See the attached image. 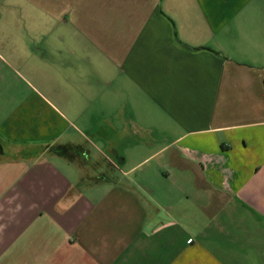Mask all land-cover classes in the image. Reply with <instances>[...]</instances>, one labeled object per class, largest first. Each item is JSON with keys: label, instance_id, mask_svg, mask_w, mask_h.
<instances>
[{"label": "crops", "instance_id": "0c3cea01", "mask_svg": "<svg viewBox=\"0 0 264 264\" xmlns=\"http://www.w3.org/2000/svg\"><path fill=\"white\" fill-rule=\"evenodd\" d=\"M0 264H264V0H0Z\"/></svg>", "mask_w": 264, "mask_h": 264}, {"label": "rangeland", "instance_id": "374dc122", "mask_svg": "<svg viewBox=\"0 0 264 264\" xmlns=\"http://www.w3.org/2000/svg\"><path fill=\"white\" fill-rule=\"evenodd\" d=\"M155 162H151L150 164H148L146 167H144V169H147L148 167H151Z\"/></svg>", "mask_w": 264, "mask_h": 264}]
</instances>
